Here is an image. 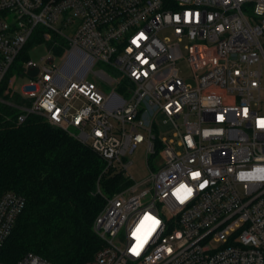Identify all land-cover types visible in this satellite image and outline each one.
Returning <instances> with one entry per match:
<instances>
[{"label": "built area", "instance_id": "1", "mask_svg": "<svg viewBox=\"0 0 264 264\" xmlns=\"http://www.w3.org/2000/svg\"><path fill=\"white\" fill-rule=\"evenodd\" d=\"M31 40L62 65L16 63ZM183 59L193 83L175 68ZM16 65L35 81L17 88ZM17 92L30 100L20 122L41 114L131 181L106 197L103 245L83 264H264V0H0V101ZM140 143L164 158L136 181ZM25 205L0 197V252ZM15 264L55 263L27 252Z\"/></svg>", "mask_w": 264, "mask_h": 264}, {"label": "trees", "instance_id": "2", "mask_svg": "<svg viewBox=\"0 0 264 264\" xmlns=\"http://www.w3.org/2000/svg\"><path fill=\"white\" fill-rule=\"evenodd\" d=\"M6 97L12 104L0 101V197L14 191L25 196L26 205L0 259L15 264L34 252L55 264H83L103 245L94 221L106 197L131 181L41 114L28 113L20 122L19 105L30 100L18 92Z\"/></svg>", "mask_w": 264, "mask_h": 264}, {"label": "rangeland", "instance_id": "3", "mask_svg": "<svg viewBox=\"0 0 264 264\" xmlns=\"http://www.w3.org/2000/svg\"><path fill=\"white\" fill-rule=\"evenodd\" d=\"M170 29H166L164 32H162V35L164 34H170ZM25 55L26 58H30L33 62H35L38 66L42 67L43 65H47L49 67L58 66L60 67L62 65L63 60L59 57H55L53 63L47 62V58L52 56L53 53L49 49L47 43L45 42H31L28 47L25 49ZM23 58H18L16 63H21ZM101 67L107 72H109L111 75L115 76L118 74V71L111 68L110 66L106 64H95L94 69ZM175 68L178 70V73L181 74L183 78L186 79L188 83H193V71L190 67V64L187 59H183L179 62H177ZM22 67L16 65V67L11 71L12 74L16 73V80L15 84L17 88H19L22 85L28 84L31 81H35L34 77L28 74H21L22 73ZM88 78L95 80L98 85L106 92L110 93L113 90V85L108 82L107 80H104L102 78L97 77L93 71H90L88 74ZM123 84H126V81H124ZM118 89L122 91V88L119 86ZM125 94V91H123ZM79 102H76V104ZM158 120V126H159V133L162 134H168L171 132V129L169 128V124H163V117L160 115L157 118ZM129 158L132 160V164L129 167V172L132 175V177L136 181H141L145 177L148 176L150 167L151 168H157L159 167V164L161 161H163V155L161 151H158L155 155H150L149 158L146 154V146L144 143H140L136 150L129 156Z\"/></svg>", "mask_w": 264, "mask_h": 264}, {"label": "snow or ice", "instance_id": "4", "mask_svg": "<svg viewBox=\"0 0 264 264\" xmlns=\"http://www.w3.org/2000/svg\"><path fill=\"white\" fill-rule=\"evenodd\" d=\"M134 43H135V41H134ZM245 112L247 113L246 109H245ZM258 126L264 128V120L258 121ZM197 176H199V173H194L193 174V178H196ZM201 186L203 187V185H201ZM185 187H186L185 185H181V188H185ZM191 192H192V189L191 188H187V193L189 195L191 194ZM145 219H150V217H145ZM151 219H154V218H151ZM141 223H143V222H141ZM155 223L158 224L159 221H155ZM137 231H139V228L137 229ZM133 235H135V233H133ZM142 246H143V244L139 245V247H142ZM132 251H133L134 254H138L137 247H133Z\"/></svg>", "mask_w": 264, "mask_h": 264}, {"label": "water", "instance_id": "5", "mask_svg": "<svg viewBox=\"0 0 264 264\" xmlns=\"http://www.w3.org/2000/svg\"><path fill=\"white\" fill-rule=\"evenodd\" d=\"M29 87H33V86H29Z\"/></svg>", "mask_w": 264, "mask_h": 264}, {"label": "clouds", "instance_id": "6", "mask_svg": "<svg viewBox=\"0 0 264 264\" xmlns=\"http://www.w3.org/2000/svg\"><path fill=\"white\" fill-rule=\"evenodd\" d=\"M241 178H243V176Z\"/></svg>", "mask_w": 264, "mask_h": 264}]
</instances>
